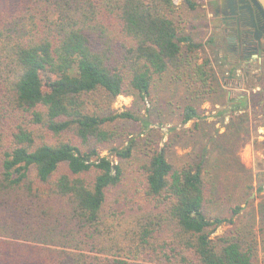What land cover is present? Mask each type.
Segmentation results:
<instances>
[{
  "label": "trees",
  "instance_id": "trees-1",
  "mask_svg": "<svg viewBox=\"0 0 264 264\" xmlns=\"http://www.w3.org/2000/svg\"><path fill=\"white\" fill-rule=\"evenodd\" d=\"M196 7L0 0V264H264V226L212 235L234 221L209 213L201 158L115 144L117 120L150 125L111 111L115 97L179 78L212 90L208 59L191 60L201 44L181 30L183 8ZM180 116L200 115L184 105Z\"/></svg>",
  "mask_w": 264,
  "mask_h": 264
},
{
  "label": "rangeland",
  "instance_id": "rangeland-1",
  "mask_svg": "<svg viewBox=\"0 0 264 264\" xmlns=\"http://www.w3.org/2000/svg\"><path fill=\"white\" fill-rule=\"evenodd\" d=\"M178 4L181 0H175ZM194 10L184 9L182 32L201 44L190 53L193 62L208 59L214 72L212 90L203 92L184 78L154 83L149 93L138 96L119 95L111 103L114 113L132 110L147 116L150 125L146 132L138 122L117 120L115 144L123 146L134 137L136 152L157 145L165 148L169 160L182 159L189 163L203 161L202 177L209 189V213L233 219L224 222L212 235L223 234L234 225L248 223L257 234L264 226V94L261 84L252 74L245 75L243 67L234 64L213 42L211 0H195ZM224 55V57H223ZM223 57V58H222ZM184 105L194 106L199 113L181 123ZM112 145V144H111ZM110 145L102 155H108ZM262 182V191L257 185ZM249 185L253 189H249ZM240 209L231 214L235 205ZM259 258L264 250L259 246Z\"/></svg>",
  "mask_w": 264,
  "mask_h": 264
},
{
  "label": "flooded vegetation",
  "instance_id": "flooded-vegetation-1",
  "mask_svg": "<svg viewBox=\"0 0 264 264\" xmlns=\"http://www.w3.org/2000/svg\"><path fill=\"white\" fill-rule=\"evenodd\" d=\"M210 6L214 44L252 74L264 94V6L252 0H211Z\"/></svg>",
  "mask_w": 264,
  "mask_h": 264
},
{
  "label": "water",
  "instance_id": "water-1",
  "mask_svg": "<svg viewBox=\"0 0 264 264\" xmlns=\"http://www.w3.org/2000/svg\"><path fill=\"white\" fill-rule=\"evenodd\" d=\"M254 4L260 7V3L264 6V0H252Z\"/></svg>",
  "mask_w": 264,
  "mask_h": 264
}]
</instances>
